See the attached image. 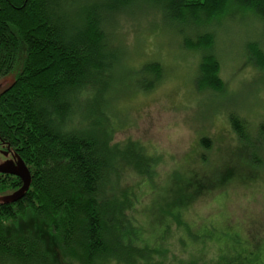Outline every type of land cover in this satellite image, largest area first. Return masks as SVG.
Wrapping results in <instances>:
<instances>
[{"label": "trees", "instance_id": "1", "mask_svg": "<svg viewBox=\"0 0 264 264\" xmlns=\"http://www.w3.org/2000/svg\"><path fill=\"white\" fill-rule=\"evenodd\" d=\"M133 7L193 28L182 45L205 52L197 90L224 86L210 27L228 17L264 23V0H0V144L30 174L20 199L0 202V264H264L253 222L249 233L241 223L231 232L229 217L204 226L188 216L202 195H226L248 166L264 169V152L246 154L243 169L227 167L220 177L195 164L163 175L161 158L144 144L114 141L113 74L124 48L112 31ZM251 44L250 58L264 69V51ZM141 71L151 78L143 90L163 75L158 61ZM226 116L233 142L251 144L245 118ZM256 131L264 137L263 120ZM211 143L200 139L204 149ZM19 184L18 176L1 175L0 194ZM208 244L215 246L212 256L194 253Z\"/></svg>", "mask_w": 264, "mask_h": 264}, {"label": "rangeland", "instance_id": "2", "mask_svg": "<svg viewBox=\"0 0 264 264\" xmlns=\"http://www.w3.org/2000/svg\"><path fill=\"white\" fill-rule=\"evenodd\" d=\"M210 30L215 36L211 53L220 63L224 83L221 92L197 90L193 84L205 53L182 45L183 36L196 34L193 28L160 20L154 8L133 7L118 17L112 31L114 42L124 48L113 74L119 91L110 105L116 127L114 141L131 139L144 144L161 158L159 169L163 175L195 164L197 171L213 170L220 177L227 167L243 169L246 154L263 158L264 137L257 133L256 125L264 121V69L252 61L250 51L254 41L264 51V23L228 17ZM148 61H158L163 75L153 89L143 90L140 86L149 85L151 78L141 66ZM228 113L248 122L247 139L251 144L233 142ZM202 137L212 141L213 149L201 146ZM251 171L252 166H248L232 180L226 195L215 191L202 195L189 208L188 216L201 219L204 226L229 217L233 222L229 225L231 232L239 223L248 233L251 227L257 228L261 239L255 243L264 250V169ZM249 222H253L251 227L247 226ZM190 241L187 239L188 245ZM215 251V246L208 244L205 253H194L209 257Z\"/></svg>", "mask_w": 264, "mask_h": 264}, {"label": "water", "instance_id": "3", "mask_svg": "<svg viewBox=\"0 0 264 264\" xmlns=\"http://www.w3.org/2000/svg\"><path fill=\"white\" fill-rule=\"evenodd\" d=\"M0 172L11 173L15 176H18L22 181V184L18 189L11 193L0 196V202L10 203L17 201L24 195L30 183V174L26 165L22 160L18 159L17 165L14 169H7L6 166L4 167L0 164Z\"/></svg>", "mask_w": 264, "mask_h": 264}, {"label": "flooded vegetation", "instance_id": "4", "mask_svg": "<svg viewBox=\"0 0 264 264\" xmlns=\"http://www.w3.org/2000/svg\"><path fill=\"white\" fill-rule=\"evenodd\" d=\"M11 152H13V150L9 149L8 146L0 144V164L3 165L4 167L6 166L7 169H12V168L14 169L18 162V159L16 158V156L13 155V153ZM1 175L3 176L4 179L16 178V176L11 173L0 172V176ZM20 185L21 184H19V186ZM19 186H17L15 189L19 188Z\"/></svg>", "mask_w": 264, "mask_h": 264}]
</instances>
